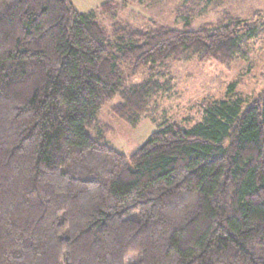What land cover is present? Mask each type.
Masks as SVG:
<instances>
[{"label":"trees","instance_id":"1","mask_svg":"<svg viewBox=\"0 0 264 264\" xmlns=\"http://www.w3.org/2000/svg\"><path fill=\"white\" fill-rule=\"evenodd\" d=\"M258 32L108 29L72 0H0V264H264V93L164 122L130 155L98 119L120 94L137 127L164 89L152 72L122 90V61L229 64Z\"/></svg>","mask_w":264,"mask_h":264},{"label":"rangeland","instance_id":"2","mask_svg":"<svg viewBox=\"0 0 264 264\" xmlns=\"http://www.w3.org/2000/svg\"><path fill=\"white\" fill-rule=\"evenodd\" d=\"M79 12H93L94 19L110 29L114 24L135 29L160 27L198 28L227 16L250 22L259 31L246 44L245 55L223 64L213 59L169 60L151 69L144 67L134 76L129 63L119 65L122 90L148 78L154 72L164 89L153 99L137 127L120 119L113 111L120 94L105 104L98 119L107 127V142L130 155L164 122L193 126L203 120L204 106L220 99H239L245 106L264 93V0H72ZM111 2L110 11L102 10ZM96 135L94 130L89 131Z\"/></svg>","mask_w":264,"mask_h":264}]
</instances>
